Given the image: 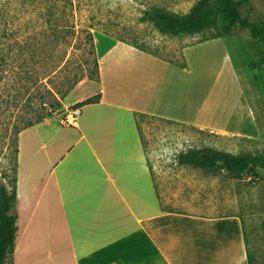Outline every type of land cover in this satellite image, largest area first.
<instances>
[{
  "label": "crops",
  "instance_id": "crops-1",
  "mask_svg": "<svg viewBox=\"0 0 264 264\" xmlns=\"http://www.w3.org/2000/svg\"><path fill=\"white\" fill-rule=\"evenodd\" d=\"M213 43L224 49L219 82L197 94L188 52ZM183 57L181 66L102 40L99 80L81 81L60 111L20 133L13 264L17 255L26 264H254L244 212L226 202V190L197 194L188 172L159 182L144 150L136 114L224 138H262L227 40L188 45ZM224 81L229 92L218 99ZM97 96L80 107L76 126L61 124L70 108Z\"/></svg>",
  "mask_w": 264,
  "mask_h": 264
},
{
  "label": "rangeland",
  "instance_id": "rangeland-1",
  "mask_svg": "<svg viewBox=\"0 0 264 264\" xmlns=\"http://www.w3.org/2000/svg\"><path fill=\"white\" fill-rule=\"evenodd\" d=\"M198 1L75 0V16L71 19L78 34L69 40L63 31L66 19L61 2H58L57 11L51 14L53 0H0V62L6 61L5 73L11 85H16L15 80L20 75H24L31 85L29 78H44L49 74L47 63L57 64L68 53L66 62L59 71L45 80L57 89L63 88L67 79L82 72L89 75L90 80L96 78L95 61L98 59V45L102 40H106L107 45L120 40L136 42L140 46L145 45L147 50L165 60L182 64L184 47L209 39L215 33L207 30L194 36H167L154 23L143 21L142 18L152 7L186 15ZM261 3L264 6V0ZM242 14L250 21L264 19V10L259 7L257 0H251L242 9ZM90 28L94 48L90 47L87 38L86 30ZM250 39L249 31L238 30L226 40L246 95L261 125V140L224 138L195 131L190 126L149 119H141L140 127L154 178L160 182L177 175L186 177L185 172H188L197 184L195 187L192 185L190 190L197 194L206 196L212 193L214 196L219 190H226L229 200L226 202L235 201L237 207L244 212L249 250L254 264H264V170L237 180L225 173L181 166L177 160L181 152L195 147H211L233 154H264V68L258 66L249 49ZM223 51L222 47L213 43L209 48L196 47L188 52L196 78L197 94L214 88L215 82H219L218 71L223 64ZM87 79L89 78L85 77L83 80ZM221 85L222 87L218 86L221 91L217 98L225 99L229 92L228 84L224 81ZM235 112L239 114L236 107ZM4 162L3 159L2 163ZM27 259L28 256H16L18 264H26Z\"/></svg>",
  "mask_w": 264,
  "mask_h": 264
},
{
  "label": "trees",
  "instance_id": "trees-1",
  "mask_svg": "<svg viewBox=\"0 0 264 264\" xmlns=\"http://www.w3.org/2000/svg\"><path fill=\"white\" fill-rule=\"evenodd\" d=\"M250 1L199 0L186 15L177 14L160 7H152L145 13L142 20L154 23L159 31L167 36H194L207 30L215 33L211 38L203 41L216 38L227 39L232 37L238 30H247L251 36L248 43L249 49L256 58L258 66L264 68V19L250 21L242 14V9L249 5ZM53 2L51 14L57 11L58 2L63 4L62 8L66 19L63 31L66 38L70 40L78 34L71 19L75 16V0H53ZM53 27L55 29L54 35H56V26ZM86 31L90 47L94 48V37L91 28ZM120 41L156 55L147 50L145 45L140 46L136 42H127L126 40ZM67 54L57 64L47 63L49 74L44 78L40 76L29 78L31 85H29L24 75L17 77L15 86L11 85L5 73V70H7L6 61L2 60L0 62V86L2 88L0 90V264H13L15 253L19 220V199L17 195L19 135L23 130L51 118L56 111L62 109V100L68 96L79 82L85 77L91 79L89 75L82 72L73 78L67 79L64 87L58 89L45 82L46 79L49 80L55 72L59 71L61 65L66 62ZM179 65L184 66L185 62ZM95 67L96 78L92 80H99L98 59L95 61ZM99 101L100 97L97 96L78 105V107L98 103ZM141 119L183 125L152 115L136 114L146 155L147 151L140 127ZM191 128L195 131H201L195 127ZM3 159L5 160L4 163H2ZM177 160L181 166L221 172L237 180L243 179L247 175L253 176L258 170H264V154H233L211 147H195L181 152Z\"/></svg>",
  "mask_w": 264,
  "mask_h": 264
},
{
  "label": "built area",
  "instance_id": "built-area-1",
  "mask_svg": "<svg viewBox=\"0 0 264 264\" xmlns=\"http://www.w3.org/2000/svg\"><path fill=\"white\" fill-rule=\"evenodd\" d=\"M82 115V110L80 107L74 106L70 108L66 114L62 117L61 119V124L63 126H68V127H74L77 125L78 119Z\"/></svg>",
  "mask_w": 264,
  "mask_h": 264
}]
</instances>
